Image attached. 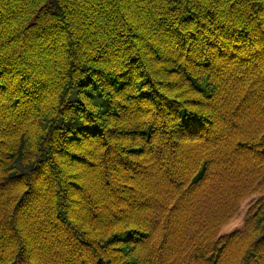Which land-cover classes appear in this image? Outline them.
<instances>
[{
    "label": "trees",
    "instance_id": "16d2710c",
    "mask_svg": "<svg viewBox=\"0 0 264 264\" xmlns=\"http://www.w3.org/2000/svg\"><path fill=\"white\" fill-rule=\"evenodd\" d=\"M260 125L264 0H0V264H264Z\"/></svg>",
    "mask_w": 264,
    "mask_h": 264
},
{
    "label": "rangeland",
    "instance_id": "374dc122",
    "mask_svg": "<svg viewBox=\"0 0 264 264\" xmlns=\"http://www.w3.org/2000/svg\"><path fill=\"white\" fill-rule=\"evenodd\" d=\"M259 194V191H253L249 193L244 199L240 202V207L234 214V216L225 223L221 228V233L230 232L236 228H240L243 224L244 217L247 211L249 204L253 201V199Z\"/></svg>",
    "mask_w": 264,
    "mask_h": 264
},
{
    "label": "bare ground",
    "instance_id": "6f19581e",
    "mask_svg": "<svg viewBox=\"0 0 264 264\" xmlns=\"http://www.w3.org/2000/svg\"><path fill=\"white\" fill-rule=\"evenodd\" d=\"M261 122H262V121H261ZM260 124H261V123H260ZM260 126H262V127H263L264 125H260Z\"/></svg>",
    "mask_w": 264,
    "mask_h": 264
}]
</instances>
